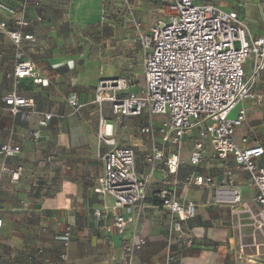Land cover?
<instances>
[{
	"label": "crops",
	"instance_id": "1",
	"mask_svg": "<svg viewBox=\"0 0 264 264\" xmlns=\"http://www.w3.org/2000/svg\"><path fill=\"white\" fill-rule=\"evenodd\" d=\"M18 1L5 0L13 7ZM212 1L225 11L239 13L252 36L264 37V0H198ZM61 4L62 0H45L41 9L29 10L28 18L34 22L23 33L34 40L23 41L20 47L0 31V147L8 142L19 145L21 153L7 165L13 170L23 169L18 182L13 183L9 174H4L0 182V264H125L122 241L130 239L135 231L147 239V244L136 254L133 264H167L170 214L159 205L147 201L141 220L130 224L124 235L106 234L102 227L110 220L98 221L94 217L93 211L103 203L113 204L111 198L94 192L103 172L98 152L111 147L96 141L94 130L78 118L68 97L77 93L86 110L95 104L99 80L128 78L131 44L117 33L115 37L108 34L103 38L105 28H111L104 22V13L100 24L73 25ZM38 16L43 18L40 23L35 21ZM3 22L8 29H17L9 16L0 11V23ZM152 23L141 33H148ZM19 53L23 55L22 61L35 67L37 79L48 82L47 86L32 78L15 83ZM251 66L252 61L246 65L248 71ZM255 90L264 94V72ZM131 91L139 90L132 86ZM12 93L32 99L37 110L56 115L50 126L42 130L40 140L29 139V133L37 129L35 116L23 119L6 107L3 99ZM107 106L103 109L105 114ZM245 107L247 118L237 129L236 139L244 148H264V101L247 102ZM98 113L100 117L99 108ZM148 117L144 113L141 117L121 118L128 120L131 127L122 135L118 126L107 120L113 126L115 148L131 147L137 152L144 147L145 155L152 139L141 134V129L150 124ZM150 125L159 126L154 121ZM194 137L195 134L187 136L181 148L189 150V157ZM243 139L247 143H242ZM153 140L166 158L176 152V148L164 145L159 135ZM260 163L264 166V156ZM142 165L140 168L137 156V169L145 176L149 166L144 159ZM195 168L196 173L211 178L212 183L188 186L185 181L178 188L182 201L196 204L197 215L188 230L194 248L186 250L181 242L175 243L171 248L177 260L174 264H264V229H255L245 212L247 206L254 212L262 209L253 202L256 189L247 172L238 168L232 157H214L209 146L202 163ZM160 189L149 185L148 199ZM217 189L234 190L240 202H218ZM65 225L73 226L74 237L67 261H61L57 237Z\"/></svg>",
	"mask_w": 264,
	"mask_h": 264
},
{
	"label": "built area",
	"instance_id": "2",
	"mask_svg": "<svg viewBox=\"0 0 264 264\" xmlns=\"http://www.w3.org/2000/svg\"><path fill=\"white\" fill-rule=\"evenodd\" d=\"M45 0H19L13 7L0 0V11L6 13L17 29L10 30L7 23H0V31L5 32L13 43L20 47L23 41H33L23 29L34 22L28 18L31 8L41 9ZM159 8L160 15L152 23L148 33H141L142 24L132 19L145 51L143 63V85L138 92L126 78L101 79L95 89L94 103L98 106V140L100 144L111 147L98 152L103 172L97 178L94 192L103 198H111L113 204L103 203L93 211L94 217L110 220L103 226L106 234L124 235L130 224L138 223L146 209L148 188L157 166L163 163L171 174L179 167L180 150L187 136L195 134L189 163L199 167L207 153L208 146L214 157L225 160L232 157L238 168L247 172L252 186L256 189L253 202L262 209L254 212L249 206L252 226L264 229V166L260 160L264 148L251 146L244 148L236 139V131L246 121L245 104L264 101V94L256 92L255 87L264 72V37H254L249 25L242 16L228 12L213 1L200 3L198 0H143ZM38 16L35 21L42 22ZM19 53L14 70V81L32 78L34 82L47 86V81L37 79L35 67L22 61ZM252 59L251 69L246 65ZM14 116L23 119L35 116L37 129L29 133V139L38 141L41 132L47 129L56 117L53 113L36 109L32 99L16 93L3 99ZM69 106L78 112L83 108L77 93L68 97ZM111 106L112 115L117 118L149 116L163 117V122L154 127L148 124L141 134L148 135L152 142L144 155L149 166L147 175L137 169V155L133 148H115L113 126L102 115L104 105ZM233 114H235L233 116ZM159 135L164 145L176 148L171 156L154 142ZM242 143H247L243 139ZM21 153V147L8 142L0 147L2 165L0 182L4 174H9L16 183L22 175V168L10 169L7 162ZM212 179L194 173L186 179V185L204 186ZM159 206L170 214V227L167 237L169 250L167 264L177 260L171 248L181 242L186 250L194 248V240L188 235L191 221L196 218L197 207L194 202L182 201L178 187L162 188L153 194ZM218 202H240L234 191L216 190ZM2 220L0 219V228ZM74 237L71 225H65L57 237L61 243L59 258L67 261L70 244ZM147 244V239L137 231L128 240L122 241L124 263L133 264L136 254ZM41 254V251L39 252Z\"/></svg>",
	"mask_w": 264,
	"mask_h": 264
},
{
	"label": "rangeland",
	"instance_id": "3",
	"mask_svg": "<svg viewBox=\"0 0 264 264\" xmlns=\"http://www.w3.org/2000/svg\"><path fill=\"white\" fill-rule=\"evenodd\" d=\"M63 13L69 15L75 24H100L103 20V13L107 17L104 22L109 23L111 28H105L104 36L113 34L114 37L117 33L118 37L125 36L130 45V66L129 77L126 78L131 86L140 90L139 85H143V63L145 51L140 39L139 34L136 33L132 19L141 22V31L147 29L152 21L158 16L159 8L157 6L150 5L143 0H62ZM87 13V15H86ZM252 59H249L248 65ZM125 75V74H124ZM127 75V74H126ZM105 108V105L103 109ZM80 109L76 115L79 119H84L87 126L94 130L96 141L98 142V107L96 104L90 105ZM107 114L103 110V117L118 126L119 135H122L130 127L128 120L117 119L111 113V106L108 104ZM141 117V116H140ZM154 119V120H153ZM163 117L149 116L148 123L153 121L160 125L163 122ZM136 152L138 156V165L143 167L144 159V147L138 148ZM158 171L155 176V180L152 182L151 187L160 189L165 187H171L176 185L178 188L186 181L187 177L196 173V168L189 164V150L183 148L181 150V156L179 158V167L177 172L171 174L169 169L160 164L157 166Z\"/></svg>",
	"mask_w": 264,
	"mask_h": 264
},
{
	"label": "trees",
	"instance_id": "4",
	"mask_svg": "<svg viewBox=\"0 0 264 264\" xmlns=\"http://www.w3.org/2000/svg\"><path fill=\"white\" fill-rule=\"evenodd\" d=\"M147 201H148V202L151 201L152 203H154V204H156V205H159V202H158L157 199L154 198L153 196H152L151 199H147ZM39 252H40V251H39ZM39 252H38V254H39Z\"/></svg>",
	"mask_w": 264,
	"mask_h": 264
}]
</instances>
